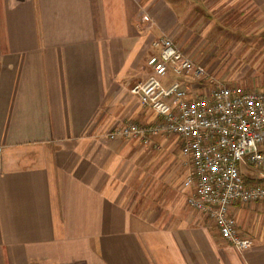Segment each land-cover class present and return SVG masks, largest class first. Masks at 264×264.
I'll return each mask as SVG.
<instances>
[{
	"label": "crops",
	"instance_id": "1",
	"mask_svg": "<svg viewBox=\"0 0 264 264\" xmlns=\"http://www.w3.org/2000/svg\"><path fill=\"white\" fill-rule=\"evenodd\" d=\"M215 2L0 0V264H264L263 201L232 208L238 252L187 205L178 138H107L158 120L131 92L153 42L193 58ZM223 3L264 26V0Z\"/></svg>",
	"mask_w": 264,
	"mask_h": 264
},
{
	"label": "built area",
	"instance_id": "2",
	"mask_svg": "<svg viewBox=\"0 0 264 264\" xmlns=\"http://www.w3.org/2000/svg\"><path fill=\"white\" fill-rule=\"evenodd\" d=\"M153 46L158 52L147 60L150 74L131 92L158 120H127L107 138H130L149 146L161 137L154 144L157 149L167 139L178 138L179 164L186 169L185 184L192 188L187 205L205 215L220 237L242 252L252 240L239 231L232 208L237 202H264V88L221 81L169 36L156 39ZM169 71L194 78L196 85L174 81L165 87L159 77ZM1 154L0 146V169ZM243 167L258 175L248 181Z\"/></svg>",
	"mask_w": 264,
	"mask_h": 264
},
{
	"label": "rangeland",
	"instance_id": "3",
	"mask_svg": "<svg viewBox=\"0 0 264 264\" xmlns=\"http://www.w3.org/2000/svg\"><path fill=\"white\" fill-rule=\"evenodd\" d=\"M216 1L208 4L209 8L206 5L199 8L202 32L206 36L202 37L203 43L194 52L193 59L212 70L221 81L251 89L264 88V26L257 21V13L243 4L229 7L224 0ZM154 49L157 53L158 49ZM146 67L148 75L147 62ZM159 78L165 87L174 81L184 85L195 82L192 77L172 71ZM242 170L258 175L252 168L243 167Z\"/></svg>",
	"mask_w": 264,
	"mask_h": 264
}]
</instances>
